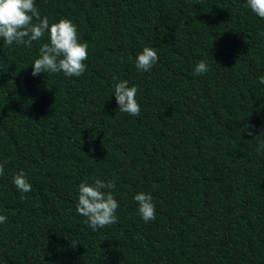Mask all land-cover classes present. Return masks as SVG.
Wrapping results in <instances>:
<instances>
[{
	"label": "trees",
	"instance_id": "16d2710c",
	"mask_svg": "<svg viewBox=\"0 0 264 264\" xmlns=\"http://www.w3.org/2000/svg\"><path fill=\"white\" fill-rule=\"evenodd\" d=\"M35 4L77 26L88 58L80 77L33 76L48 34L0 38V264H264V19L247 0ZM144 47L159 57L148 72ZM201 60L209 71L194 75ZM119 80L138 88L139 116L119 111ZM96 179L114 181L119 208L93 231L77 203Z\"/></svg>",
	"mask_w": 264,
	"mask_h": 264
},
{
	"label": "clouds",
	"instance_id": "9594fccd",
	"mask_svg": "<svg viewBox=\"0 0 264 264\" xmlns=\"http://www.w3.org/2000/svg\"><path fill=\"white\" fill-rule=\"evenodd\" d=\"M248 8L259 18L264 19V0H247ZM48 34L49 42L39 48V58L32 64V75L40 73H60L66 77H80L86 71L84 61L88 58L87 42H80L77 26L66 18L57 23H49L47 16L41 17L35 0H0V38L6 45L32 46ZM155 48L144 47L136 56V67L148 72L158 62ZM208 65L201 60L194 68V75L206 74ZM118 79V78H117ZM264 84V76L259 77ZM116 103L119 111L131 116H139L141 107L136 96L138 88L129 86L126 80H119L113 85ZM252 125H246L248 135H252ZM264 149L262 141L257 149ZM4 174V165L0 164V175ZM13 184L21 192L31 191V184L27 181L23 171L14 175ZM112 180L96 179L93 184L82 181L79 184L77 212L87 218L89 227L96 231L117 223L116 211L119 202L114 198ZM108 190V191H106ZM138 204V213L145 222L155 220L156 208L151 194L140 192L134 196ZM7 217L0 215V224L5 223Z\"/></svg>",
	"mask_w": 264,
	"mask_h": 264
}]
</instances>
